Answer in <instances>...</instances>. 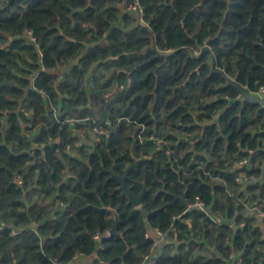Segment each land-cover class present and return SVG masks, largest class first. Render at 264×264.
I'll list each match as a JSON object with an SVG mask.
<instances>
[{
  "label": "trees",
  "instance_id": "16d2710c",
  "mask_svg": "<svg viewBox=\"0 0 264 264\" xmlns=\"http://www.w3.org/2000/svg\"><path fill=\"white\" fill-rule=\"evenodd\" d=\"M136 3L0 0V264H264V0Z\"/></svg>",
  "mask_w": 264,
  "mask_h": 264
},
{
  "label": "water",
  "instance_id": "95a60500",
  "mask_svg": "<svg viewBox=\"0 0 264 264\" xmlns=\"http://www.w3.org/2000/svg\"><path fill=\"white\" fill-rule=\"evenodd\" d=\"M14 82L11 80H8V78H6L4 81H2L0 83V87L4 86V85H13ZM237 88L241 91V93L244 95V97L254 103H260L264 106V96L258 94V93H253L249 90H247L246 87H244L243 85H239L236 84ZM128 172L129 169L126 171V173L123 176H117L119 178V180L121 181V188L123 190V193L126 194L129 197L130 202L134 203V205H140L143 195L145 193V190H143L140 195H135L132 190L127 186L125 180L128 176ZM251 182H249L248 184H250ZM247 184V185H248ZM252 184V183H251ZM119 224H120V218H119V214L117 212H115V223L113 225V227L109 230V235H121L120 231H119Z\"/></svg>",
  "mask_w": 264,
  "mask_h": 264
},
{
  "label": "built area",
  "instance_id": "2783aa9c",
  "mask_svg": "<svg viewBox=\"0 0 264 264\" xmlns=\"http://www.w3.org/2000/svg\"><path fill=\"white\" fill-rule=\"evenodd\" d=\"M135 1H137V3L135 5H132L131 8H133L135 10H138L140 12V15H142L143 14L142 7L138 4V0H135ZM29 34L32 35V31H29ZM258 94L264 96V85L260 87ZM100 132H103V131L100 130ZM245 162H246V159H244V160H242L240 162H235L234 167H237L238 165H241V164H243ZM237 181L239 183H245V182H248L249 179H248V176H243V177H238ZM195 205L203 207L204 204H203L202 201H197L195 203ZM250 211L252 213H256L258 215V217H260L261 219H264V209L259 207L258 205H255V206L251 207ZM172 230H176V227L173 226ZM150 233H151V235L155 236L156 238H160L162 240V242L165 243V244L166 243H170L173 240V239H171V236H170V234L168 232H163L161 230H157L156 229V230H151ZM148 235L149 234H147V236ZM230 257L236 259L238 264H242V260L243 259H242L241 255L233 256V254H231ZM148 258H149V256L146 257V260Z\"/></svg>",
  "mask_w": 264,
  "mask_h": 264
},
{
  "label": "crops",
  "instance_id": "0c3cea01",
  "mask_svg": "<svg viewBox=\"0 0 264 264\" xmlns=\"http://www.w3.org/2000/svg\"><path fill=\"white\" fill-rule=\"evenodd\" d=\"M156 239L157 241L155 245V253L157 251H161L164 244L160 238H156ZM93 261H94V256H90V257L83 256L76 259L73 264H92ZM152 263H153V258L150 259V257L145 261V264H152Z\"/></svg>",
  "mask_w": 264,
  "mask_h": 264
}]
</instances>
